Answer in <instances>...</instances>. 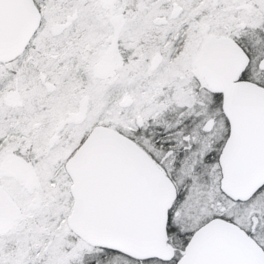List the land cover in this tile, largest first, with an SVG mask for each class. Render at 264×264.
Wrapping results in <instances>:
<instances>
[{"label": "snow or ice", "instance_id": "obj_1", "mask_svg": "<svg viewBox=\"0 0 264 264\" xmlns=\"http://www.w3.org/2000/svg\"><path fill=\"white\" fill-rule=\"evenodd\" d=\"M0 264H264V0H0Z\"/></svg>", "mask_w": 264, "mask_h": 264}]
</instances>
